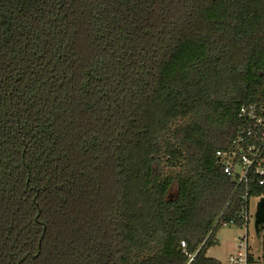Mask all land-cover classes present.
Segmentation results:
<instances>
[{"label":"trees","instance_id":"obj_1","mask_svg":"<svg viewBox=\"0 0 264 264\" xmlns=\"http://www.w3.org/2000/svg\"><path fill=\"white\" fill-rule=\"evenodd\" d=\"M254 103L264 0H0V264H222Z\"/></svg>","mask_w":264,"mask_h":264},{"label":"built area","instance_id":"obj_2","mask_svg":"<svg viewBox=\"0 0 264 264\" xmlns=\"http://www.w3.org/2000/svg\"><path fill=\"white\" fill-rule=\"evenodd\" d=\"M239 116L243 120L239 133L230 148L218 150L217 155L224 171L238 185L244 184L250 188V184L254 183L264 187V104L244 105L240 109ZM252 198L258 199L255 211L251 207ZM263 199L264 191L252 195L248 189L243 195L244 204L238 211L237 217L224 223L237 224L245 229V233L237 238L227 259L221 261L222 264H264V222L259 225V230L256 228L259 203ZM211 233L212 231L209 235ZM181 247L187 256L185 264H194L200 248L194 252L188 251L185 240L181 241Z\"/></svg>","mask_w":264,"mask_h":264},{"label":"rangeland","instance_id":"obj_3","mask_svg":"<svg viewBox=\"0 0 264 264\" xmlns=\"http://www.w3.org/2000/svg\"><path fill=\"white\" fill-rule=\"evenodd\" d=\"M257 203L258 199L252 198L251 207L253 211H255ZM243 233H245V229L237 224L228 223L222 225L216 234L217 244L208 249L207 255L219 259L220 261H225L229 252L233 249L237 238ZM251 233H253L252 227Z\"/></svg>","mask_w":264,"mask_h":264},{"label":"water","instance_id":"obj_4","mask_svg":"<svg viewBox=\"0 0 264 264\" xmlns=\"http://www.w3.org/2000/svg\"><path fill=\"white\" fill-rule=\"evenodd\" d=\"M264 222V199L259 203V210L256 219V228L260 229L259 225Z\"/></svg>","mask_w":264,"mask_h":264},{"label":"crops","instance_id":"obj_5","mask_svg":"<svg viewBox=\"0 0 264 264\" xmlns=\"http://www.w3.org/2000/svg\"><path fill=\"white\" fill-rule=\"evenodd\" d=\"M208 256V255H207Z\"/></svg>","mask_w":264,"mask_h":264}]
</instances>
